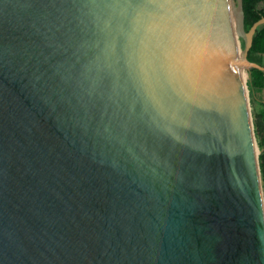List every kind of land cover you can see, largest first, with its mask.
Instances as JSON below:
<instances>
[{
  "label": "water",
  "instance_id": "95a60500",
  "mask_svg": "<svg viewBox=\"0 0 264 264\" xmlns=\"http://www.w3.org/2000/svg\"><path fill=\"white\" fill-rule=\"evenodd\" d=\"M236 30L229 0H0V264H264Z\"/></svg>",
  "mask_w": 264,
  "mask_h": 264
},
{
  "label": "trees",
  "instance_id": "16d2710c",
  "mask_svg": "<svg viewBox=\"0 0 264 264\" xmlns=\"http://www.w3.org/2000/svg\"><path fill=\"white\" fill-rule=\"evenodd\" d=\"M264 0H243V9L245 15V30L249 31L253 24L264 17V8L260 7V4ZM255 53H264V25L260 26L254 37L253 44L250 48L247 60L252 61L253 55ZM248 81L247 85L249 87L251 99L253 97V92L255 89H260L264 87V72L261 68L257 66H252L248 70ZM255 127L261 142V153L259 156L260 168L264 181V109L262 112L255 116Z\"/></svg>",
  "mask_w": 264,
  "mask_h": 264
},
{
  "label": "rangeland",
  "instance_id": "374dc122",
  "mask_svg": "<svg viewBox=\"0 0 264 264\" xmlns=\"http://www.w3.org/2000/svg\"><path fill=\"white\" fill-rule=\"evenodd\" d=\"M233 4H234V10H235V7L237 5L236 0H233ZM260 7L264 8V2L260 4ZM239 43H240L241 49L244 50L245 39L242 36L239 37ZM244 74H245L246 90H247V95H248V99H249V106H250V111H251V116H252V121H253V130H254L255 142H256V146H257V150H258V157H259L260 153H261V142H260V137L258 136V134L256 132V127H255V117L253 114V103H252L249 87L247 85V81H248V77H249L247 69H244ZM259 165H260V160H259ZM260 171H261V168H260ZM261 185H262V192H263V196H264V181H263L262 173H261Z\"/></svg>",
  "mask_w": 264,
  "mask_h": 264
},
{
  "label": "crops",
  "instance_id": "0c3cea01",
  "mask_svg": "<svg viewBox=\"0 0 264 264\" xmlns=\"http://www.w3.org/2000/svg\"><path fill=\"white\" fill-rule=\"evenodd\" d=\"M250 62L260 65L263 68L262 71L264 72V53H255L253 55L252 61ZM252 103H253V114L255 116H258V114L262 112L264 109V87L254 90Z\"/></svg>",
  "mask_w": 264,
  "mask_h": 264
},
{
  "label": "bare ground",
  "instance_id": "6f19581e",
  "mask_svg": "<svg viewBox=\"0 0 264 264\" xmlns=\"http://www.w3.org/2000/svg\"><path fill=\"white\" fill-rule=\"evenodd\" d=\"M229 2H230V8H231V16H232V19H233V25H234L235 30H236L237 21L235 19L236 13L234 11L233 0H229ZM236 38H237V49H238L239 58H240V61H241V67H242L241 70H242V74H243V79L245 81V74H244V68H243V52H242V49H241L240 43H239V32H238V30H236ZM255 152H256V156H258V150H257L256 142H255Z\"/></svg>",
  "mask_w": 264,
  "mask_h": 264
}]
</instances>
